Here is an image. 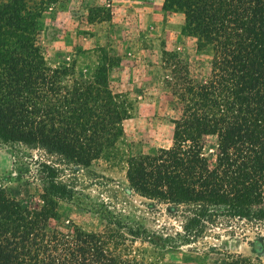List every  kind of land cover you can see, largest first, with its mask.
Wrapping results in <instances>:
<instances>
[{
    "label": "trees",
    "instance_id": "1",
    "mask_svg": "<svg viewBox=\"0 0 264 264\" xmlns=\"http://www.w3.org/2000/svg\"><path fill=\"white\" fill-rule=\"evenodd\" d=\"M56 1L0 0V142L37 151L27 158L44 199L22 204L0 186V264H118L97 233L64 223L50 200L72 198L76 174L114 143L127 116L105 68L81 77L45 63L39 17ZM162 9L181 13L179 34L193 38L194 54L204 58L191 74L178 52H162L175 111L171 143L129 155L127 184L179 211L185 238L223 219L228 229L252 228L250 249L261 252L264 0H164ZM206 136L215 137L207 150Z\"/></svg>",
    "mask_w": 264,
    "mask_h": 264
},
{
    "label": "rangeland",
    "instance_id": "2",
    "mask_svg": "<svg viewBox=\"0 0 264 264\" xmlns=\"http://www.w3.org/2000/svg\"><path fill=\"white\" fill-rule=\"evenodd\" d=\"M163 1L57 0L42 9L36 42L45 63L68 65L81 77L105 68L108 86L125 101L127 112L114 143L76 174L72 198L50 200L64 223L97 233L118 264H264V247L257 253L250 249L252 228L228 229L218 219L202 235L185 238L179 211H169L127 184L129 155L171 143L169 118L175 111L165 95L162 80L168 70L162 52H178L191 74L197 71L196 59L204 58L194 54L193 38L179 34L181 13L163 11ZM114 56L118 64L110 65ZM203 142L207 150L215 137ZM36 152L0 142V186L22 204L40 206L41 185L31 177L27 158ZM236 258L246 261L234 263Z\"/></svg>",
    "mask_w": 264,
    "mask_h": 264
}]
</instances>
